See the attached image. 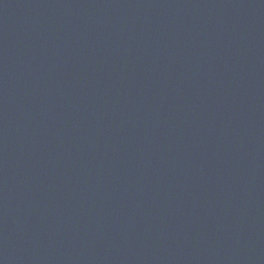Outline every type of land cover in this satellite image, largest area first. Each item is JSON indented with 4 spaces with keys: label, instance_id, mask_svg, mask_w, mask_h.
<instances>
[{
    "label": "water",
    "instance_id": "water-1",
    "mask_svg": "<svg viewBox=\"0 0 264 264\" xmlns=\"http://www.w3.org/2000/svg\"><path fill=\"white\" fill-rule=\"evenodd\" d=\"M0 264H264V0H0Z\"/></svg>",
    "mask_w": 264,
    "mask_h": 264
}]
</instances>
